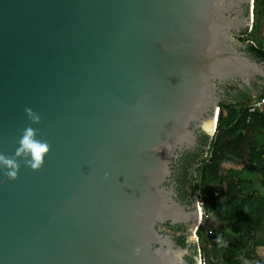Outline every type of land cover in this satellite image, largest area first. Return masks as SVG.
Wrapping results in <instances>:
<instances>
[{
    "label": "water",
    "instance_id": "95a60500",
    "mask_svg": "<svg viewBox=\"0 0 264 264\" xmlns=\"http://www.w3.org/2000/svg\"><path fill=\"white\" fill-rule=\"evenodd\" d=\"M253 18L254 0H0V154L20 165L0 166V264H189L179 224L201 264L196 197L169 183L214 137L219 83L264 76L233 38ZM28 126L39 170L15 157Z\"/></svg>",
    "mask_w": 264,
    "mask_h": 264
},
{
    "label": "trees",
    "instance_id": "16d2710c",
    "mask_svg": "<svg viewBox=\"0 0 264 264\" xmlns=\"http://www.w3.org/2000/svg\"><path fill=\"white\" fill-rule=\"evenodd\" d=\"M254 15L264 17V0H254ZM252 29H258V23ZM249 51L264 60V46L250 43ZM245 97L220 102L215 135L211 141L205 137L207 153L194 179L193 191H200L206 213L227 223L226 229L211 227L206 232L200 226L197 231L210 264H218L214 257L219 251L221 264H246L254 258L264 264V258L256 256V248L264 247V196L245 175L247 170L256 172L264 187V110L249 112L245 106L251 96ZM178 242L185 245L181 238Z\"/></svg>",
    "mask_w": 264,
    "mask_h": 264
},
{
    "label": "flooded vegetation",
    "instance_id": "af4514ba",
    "mask_svg": "<svg viewBox=\"0 0 264 264\" xmlns=\"http://www.w3.org/2000/svg\"><path fill=\"white\" fill-rule=\"evenodd\" d=\"M245 34V33H242ZM237 36V35H236ZM239 35L237 37H241ZM240 49L252 55L249 51V44L246 46H240ZM253 56V55H252ZM264 65V60L262 58L256 57ZM219 87L223 90L224 100L231 102H239L244 100L245 95L252 96L253 91H259L264 89V76L261 74H255L249 79V83L244 82L240 79H234L227 82L219 83ZM207 135L199 132L198 133V143L190 148L183 151L181 156L177 159L173 165V172L171 175V181L169 185L174 186L177 199H179L183 204L193 209V204L195 201V193L193 191L194 179L197 175L199 166L206 156L207 145L205 142V137ZM168 227L177 241L181 238L184 241L185 246L188 248L187 260L189 264H194L193 261V246L187 242L186 227L184 224H179L176 226Z\"/></svg>",
    "mask_w": 264,
    "mask_h": 264
},
{
    "label": "clouds",
    "instance_id": "9594fccd",
    "mask_svg": "<svg viewBox=\"0 0 264 264\" xmlns=\"http://www.w3.org/2000/svg\"><path fill=\"white\" fill-rule=\"evenodd\" d=\"M33 123H39L41 117L31 108L25 109ZM37 129L31 126L23 130V134L19 140V147L16 150L15 157L24 156L25 162L33 169L39 170L45 162V156L49 153L50 145L46 141L37 139ZM0 166H4L7 171L6 175L11 179L18 176L20 168L18 160L13 157H8L0 154Z\"/></svg>",
    "mask_w": 264,
    "mask_h": 264
},
{
    "label": "rangeland",
    "instance_id": "374dc122",
    "mask_svg": "<svg viewBox=\"0 0 264 264\" xmlns=\"http://www.w3.org/2000/svg\"><path fill=\"white\" fill-rule=\"evenodd\" d=\"M253 19H254V21L252 22V25H254L255 23H258V29H252L253 27H249V30L245 35H243L241 37L234 36L233 38L236 39L237 41L241 42V43H245V42L250 41V42L254 43L255 45L264 46V17L256 18L254 15ZM255 19H256V21H255ZM252 98H253V96L251 97V99ZM245 175H247V177L252 178L253 180L256 181L255 182L256 187L259 189L260 193H262L264 196V187H261L259 182L256 179L258 176L257 173L252 171V170H247L245 172ZM196 194H199V191L197 193H195V195ZM208 225H210V228L211 227H217L220 229H226V227H227L226 222L218 219L214 214H212V213L208 214L205 211V214L203 215V219H202V224L200 226H205V231L207 232L210 229V228H207ZM194 238L196 240L197 246L199 243H202L201 239L197 240L196 234L194 235ZM259 249L262 251L264 249V247H262V248L258 247L257 251ZM221 254H222V252L219 251L216 253V255H215L216 257H214L215 261H217L218 264H221V262H222ZM262 254L264 256L263 251H262ZM249 263L250 264H257V262L255 261V258L252 261L247 260L246 264H249Z\"/></svg>",
    "mask_w": 264,
    "mask_h": 264
},
{
    "label": "built area",
    "instance_id": "2783aa9c",
    "mask_svg": "<svg viewBox=\"0 0 264 264\" xmlns=\"http://www.w3.org/2000/svg\"><path fill=\"white\" fill-rule=\"evenodd\" d=\"M245 107L247 108L249 112L263 111L264 110V97L253 96V98L250 99V101L246 103ZM217 111L219 114L220 106H218ZM196 200H197V204L199 206V209L201 211V216H202V211H203V214H205V210H204L203 198L200 195V191H199V194H196ZM196 238L197 240H200L198 234H196ZM198 250H199L201 264H210V260L207 258L206 254L202 251L200 247V243L198 244ZM212 260L214 259L212 258Z\"/></svg>",
    "mask_w": 264,
    "mask_h": 264
},
{
    "label": "crops",
    "instance_id": "0c3cea01",
    "mask_svg": "<svg viewBox=\"0 0 264 264\" xmlns=\"http://www.w3.org/2000/svg\"><path fill=\"white\" fill-rule=\"evenodd\" d=\"M262 251L264 252V249ZM262 251L260 249L257 251V248H256V256H260L261 258H263L264 256L262 254Z\"/></svg>",
    "mask_w": 264,
    "mask_h": 264
},
{
    "label": "bare ground",
    "instance_id": "6f19581e",
    "mask_svg": "<svg viewBox=\"0 0 264 264\" xmlns=\"http://www.w3.org/2000/svg\"><path fill=\"white\" fill-rule=\"evenodd\" d=\"M218 115V111H217V114H216V116ZM214 125V124H213ZM203 211H202V218H201V224H202V219H203Z\"/></svg>",
    "mask_w": 264,
    "mask_h": 264
}]
</instances>
